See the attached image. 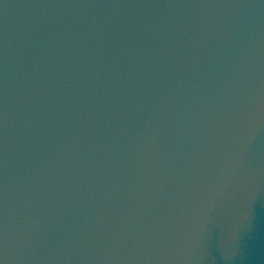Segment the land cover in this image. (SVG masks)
Wrapping results in <instances>:
<instances>
[{
  "label": "water",
  "instance_id": "1",
  "mask_svg": "<svg viewBox=\"0 0 264 264\" xmlns=\"http://www.w3.org/2000/svg\"><path fill=\"white\" fill-rule=\"evenodd\" d=\"M0 264H264V0H0Z\"/></svg>",
  "mask_w": 264,
  "mask_h": 264
}]
</instances>
